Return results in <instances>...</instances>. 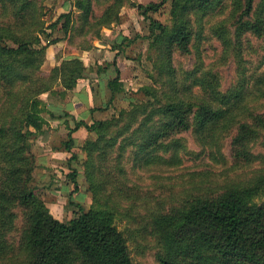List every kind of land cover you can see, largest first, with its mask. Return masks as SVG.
Returning <instances> with one entry per match:
<instances>
[{
    "label": "trees",
    "instance_id": "trees-1",
    "mask_svg": "<svg viewBox=\"0 0 264 264\" xmlns=\"http://www.w3.org/2000/svg\"><path fill=\"white\" fill-rule=\"evenodd\" d=\"M68 1H73V7L43 27L37 21L32 0H0V6L10 11L9 20L0 23V261L134 264L127 240L115 223L116 213H121V200L133 201L128 187L124 184L119 188L117 184L120 179L116 172H122L126 149L134 148V159L149 164L154 153L159 155L170 146L181 145L179 134L191 132L203 148H209L216 145L218 135L227 133L233 164L241 166L253 157L250 142L264 128V114L249 106L250 94L243 80L222 91L219 82L198 64L183 76L177 70L175 53H191L199 33L194 28L193 16L205 15L223 0L134 2L148 20V48L160 51L159 65L166 79L162 85L152 78L153 83L141 87L143 97L129 101L128 107L120 108L117 114L94 119L90 124L78 119L73 128H68L63 146L71 153L67 159L71 168L68 175L73 182L69 196L80 187L78 171L71 164L79 160V153H85L84 176L93 203L88 208L79 205L80 212L66 221L56 218L35 176L38 164L32 140L47 125L40 95L55 91V83L62 87V95L74 89L86 80L87 65L82 57L73 56L62 59L46 76L34 77L32 72L45 60L47 47L62 39L53 36L56 28L65 35L73 30L100 38L102 27L121 21L122 8L130 0ZM237 2L241 10L236 19L238 34L246 28L264 37V0ZM166 3H170L171 25L150 14ZM98 5L103 6L100 13L96 10ZM217 29L227 46L225 24H219ZM123 39L124 36L117 44L113 42V47L117 49ZM108 66L115 71L106 82L107 103H111L124 88L116 60L102 70L106 71ZM81 126L95 136L86 138L77 149L72 132ZM263 185L264 175L250 187L228 186L213 196L198 197L173 214H155L151 224L163 247L160 262L264 264V200H251ZM18 211L22 223L18 242L12 243L8 236L16 229Z\"/></svg>",
    "mask_w": 264,
    "mask_h": 264
},
{
    "label": "rangeland",
    "instance_id": "rangeland-1",
    "mask_svg": "<svg viewBox=\"0 0 264 264\" xmlns=\"http://www.w3.org/2000/svg\"><path fill=\"white\" fill-rule=\"evenodd\" d=\"M32 1L36 9L37 21L44 24L43 27L54 21L59 14L73 7L71 5L73 1L68 0ZM149 1L153 0H130L122 8L121 21L102 27L100 38L91 34L83 36L73 30L67 35L60 28L54 30L53 36L62 39L57 46H49V61L53 60L54 64H59L63 58L77 55L84 58L87 65L86 80H81L76 87L80 88V91L86 88L87 91L84 90V96H79V93L74 91L75 87L62 95L59 92L62 87L55 83V91H47L40 95L43 101L42 115L46 120H50L54 116L53 113L61 112V106L72 104L74 100L75 102L81 100L79 104H83L80 109L89 102L93 104L97 111L94 115L96 119L108 118L117 114L120 108L128 107L129 101L143 97L141 91L143 85L153 83L155 78L158 80L157 84H164L166 76L159 65L162 58L160 51L156 48L150 50L148 48V20L133 5L134 2ZM237 1L223 0L219 6L205 15H194L192 19L194 28L199 32L195 35V46L189 54L176 52L174 60L180 76H183L186 70H193L198 64L203 72L209 73L219 82L222 91L243 80L250 94L247 100L249 106L264 114V37H258L246 28L238 34L236 19L241 10ZM258 5L259 1L256 7ZM102 7L96 6L98 13L101 12ZM169 11L170 3H166L159 11L150 14L155 19L171 25ZM9 18V9L4 10L0 6V23L7 22ZM222 23L227 30V46L223 44L217 33L219 30L217 27ZM74 26L77 28L78 21H75ZM40 35L43 36L42 33ZM123 36L125 39L122 44L115 49L113 42L117 44L116 42ZM8 42L13 45L11 41ZM113 60H116V65L120 69L119 81L124 91L111 103H107L109 89L106 82L110 76L103 74L102 68ZM51 67L52 65H49L45 59L40 68L32 73L34 77L46 76L50 73ZM110 68L112 69V66ZM74 114L78 116L76 112ZM69 121L72 126L75 125L73 118ZM64 129L66 128L61 127L57 130L52 136V140H55L48 143V148L52 151L49 152V156H57L60 162L49 160L39 164L37 153H45V150L36 139L32 140V151L36 155L38 164L35 170L36 182L42 187L43 198L48 203L51 213L56 218L66 221L80 212L79 205L88 208L92 206L93 201L85 182L82 163L85 153H82L83 157H79L78 161L72 162L80 170L77 172V178L80 179L81 189L86 195L85 200L80 201L83 204L74 200L73 194L69 196L73 188L70 191L62 188L65 186L63 185L65 180L71 181L70 176L65 175L71 170L65 156L68 157L71 153L63 146V140L67 138V129ZM92 136H95L93 132L89 133L87 138ZM177 136L181 145L170 146L167 151H160L159 155L154 153L149 164H141V159L135 160L134 148H127L122 160V172H119L120 170L116 172L117 178L120 179L117 186L128 187L130 190L128 194L132 195L133 200H121V213H116L115 223L127 240L134 264H162L160 262V256L163 255L162 243L155 227L153 228L151 224L153 223L151 218L155 214L160 212L173 214L198 197L213 196L228 186L237 185L240 189L250 187L264 175V128L250 142L253 157L248 164L241 166L233 164L230 136L227 133L218 135L216 145L209 148H203L191 132ZM45 168L51 170L48 171L49 173L54 172L58 176V179L54 180L55 185L49 184L50 175L46 176L45 173L42 175ZM112 171H115L114 168ZM41 176L43 178H40ZM108 189L111 191L113 186ZM251 200L258 203L264 200V185ZM21 223V215L18 211L16 229L8 236V240L12 243L18 242ZM0 264L5 263L1 260Z\"/></svg>",
    "mask_w": 264,
    "mask_h": 264
},
{
    "label": "crops",
    "instance_id": "crops-1",
    "mask_svg": "<svg viewBox=\"0 0 264 264\" xmlns=\"http://www.w3.org/2000/svg\"><path fill=\"white\" fill-rule=\"evenodd\" d=\"M58 44H60V41H58L57 43L52 44V45H56L57 46ZM52 45H49V46H52ZM49 46L46 49L47 56L45 57V59H47L48 64L49 65H52V67H53V66H55L57 64H54V61L53 60H50L49 61V59H50L49 58L50 56L48 55ZM77 56H79V55H77ZM68 58H70V57H68ZM102 72H103V74L105 73V74H107L110 77L111 76L113 77L115 75V71L113 69V66H112V69L110 68V66H108L107 69H106V71L102 70ZM112 73H113V75H112ZM110 77H108V78H110ZM84 90L87 91L86 88ZM84 90H81L80 91V88H78V87H76L74 89V91H77L79 93V96H84V94H83L84 93ZM80 101L81 100H77V102H75V100H74L72 104H67L66 106L64 104V106H61V108H60L61 109V112L53 113L54 116H52V118L50 120H47V125H45V127H46L45 131H43L36 138V140L38 141V143L40 145H43V148L45 150V153H40V152H39L40 154L37 153V157H39V160H40L39 164H41V162H46V161H49V160H50V162H52V161H55L56 163L60 162L59 161V158L57 156H54L53 155L54 153H52L53 156H49L50 155L49 152H52V151H50V149L48 148V143L52 140V136H54L56 134L57 130H59L61 127L66 128L67 130L66 129H64V130H66V132H68V128L69 127L73 128L75 126V125L72 126L70 124L69 119L73 118L74 120H78V119L84 120L87 124H90L94 119H96L94 115L96 114L97 111L95 109L92 110V108H94L95 106H93V104H91L88 101L89 104L87 106H85L84 108H81L80 109L81 105L83 104V103L82 104H79ZM90 101H91V99H90ZM51 111H53V110L51 109ZM62 111H64V112H62ZM75 112L78 115L77 117L74 114ZM66 113H68L69 115H66ZM69 116H70V118H68ZM89 133L90 132L84 126H81V127L77 128V129H74V131L72 132V137L74 139V147L78 149L79 146H81L83 144V142L85 141V139L87 138V135ZM66 136H67V134H66ZM54 140H52L51 143ZM79 154H80L79 155L80 158L83 157V154L82 153H79ZM68 157L65 156V160H67ZM71 166L75 167L78 172L80 171L78 169V166L77 165L74 166L73 163H72ZM43 170H45V171L42 172V175H43V173H45L46 176L50 175V177H49L50 178L49 179V184H54L55 185L54 180H56L55 178H57L58 176L55 175L54 172H50L49 173L48 171H51V170H49L47 168H45ZM66 174H68V173H65V175ZM40 178H43V176H41ZM77 180H78V178H77ZM78 181H79V184H80V179ZM71 182H72V180L71 181L65 180V182L63 183V185H65V186H62L63 190L70 191L73 188V182L72 183ZM81 188L82 187L80 186L77 191H74L73 192V195L75 196L74 200H77L78 203L83 204V202L81 203L80 201H84L86 195H85L84 191H82ZM54 191H56V190H54ZM56 206H57V204H56Z\"/></svg>",
    "mask_w": 264,
    "mask_h": 264
}]
</instances>
